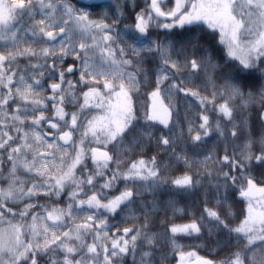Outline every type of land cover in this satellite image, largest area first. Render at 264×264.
Wrapping results in <instances>:
<instances>
[{
  "label": "snow or ice",
  "instance_id": "6c2138e0",
  "mask_svg": "<svg viewBox=\"0 0 264 264\" xmlns=\"http://www.w3.org/2000/svg\"><path fill=\"white\" fill-rule=\"evenodd\" d=\"M123 6L120 0H0V264H116L129 254L133 264H155L156 253L165 246L177 252L179 264H246L251 246L264 243V172L258 176L253 171L264 168V128L258 140L248 130L239 153L225 144L221 156L213 146L201 163L213 164L203 175L214 178L216 205L207 206L205 193L199 221L168 226L161 220L162 231L149 228L153 213L184 210L156 194L165 185L191 192L201 184L194 175L201 173L185 172L169 182L168 166L157 156L131 160L126 155L143 150L145 138L153 139L150 130H138L131 98L152 83L145 61L158 62V67L144 119L169 128L168 135L156 138L159 147L170 148V155L185 165L193 163L174 147L185 131L181 128L175 136L169 127L173 92L199 101L198 130L192 122L187 128L194 145L214 132L224 140L229 135L239 139L247 120L234 122V113L256 104L257 92L264 108V80L257 83L264 77V0H145L134 25H122ZM201 23L219 32L224 55L237 62L227 74L218 75L219 64L208 46L200 45L199 36L180 48L169 39L170 30ZM151 29L169 31L153 38ZM66 58L72 63L64 67ZM185 70L191 88L183 86L184 79L177 82ZM200 73L208 95H201V85L193 81ZM47 80L53 82L46 85ZM68 105L78 107L67 111ZM209 105L232 123L230 133L219 123L212 125L205 114ZM259 118L264 124V112ZM172 127H179L178 122ZM256 143L258 152L252 150ZM120 182L124 190L109 198ZM229 192L247 202L235 227L228 223L233 216ZM145 193L153 199L138 201ZM65 196L63 207L51 203ZM135 203L143 224L119 228L109 223L108 215ZM202 228L210 239L213 233L227 232L229 239L235 234L237 244L246 243L219 262L182 251L178 235L198 236ZM166 257L162 253L161 261Z\"/></svg>",
  "mask_w": 264,
  "mask_h": 264
},
{
  "label": "trees",
  "instance_id": "16d2710c",
  "mask_svg": "<svg viewBox=\"0 0 264 264\" xmlns=\"http://www.w3.org/2000/svg\"><path fill=\"white\" fill-rule=\"evenodd\" d=\"M69 2H74V1L69 0ZM36 18L39 19L40 17L37 16ZM127 21L128 20H123L121 23L123 22L127 23ZM189 28L190 27H185L184 29H181L177 27L170 30L169 39L176 36L178 39L175 40L172 39V41L175 43V45H178V43L179 45H182L187 43L191 36L193 35L199 36L200 45L208 46L209 51L212 53L214 60L219 64V68L217 69L218 75L222 76L224 74H227L236 62L228 60V58L224 56V53L226 52V48L223 44L219 42L217 38H215V35H217V33L212 32L210 30H206L203 25H194V27H192L194 33L189 34L188 33ZM153 30L154 29L150 30L151 35H154ZM157 37H163V32L161 31L159 35H157ZM197 54H200V49L197 50ZM226 60L228 61L227 63L225 62ZM71 63H72V59L66 58L64 67H66L68 64ZM143 67L146 70H148V75L151 78L152 83H150L147 87L142 86L139 93L136 92L132 93L133 99L136 104L134 112L136 113V116L138 118L137 120L138 130H143V131L150 130L153 134V139L148 140L147 138H145L143 150L137 148L134 153L130 152L127 153L126 155L128 156L129 159H135L138 156L148 157L150 159L152 156H157L159 163L168 166V170L165 173V175L168 177L170 182L171 179H175L176 177L183 175L184 172L187 171L185 170V164H183V162L175 160V158L170 155L172 151L170 148L167 150H163L161 147H159L156 144V138H159L161 135H168L169 128H165L163 126H160L159 124L158 126L153 124L152 129H149L147 127V125L150 124L148 122H145L144 113L147 110H145L144 107L146 105V101H148L149 99L150 92L154 89L155 86L154 84L155 70L158 67V62L145 61ZM186 72L187 70H185L184 75L186 77V81H188ZM257 76H259L258 73ZM200 79H203L204 81L205 79L204 73H200L198 79L193 78V81L196 85H200L201 84ZM262 80H264V77L258 79L257 83L259 84ZM48 82L49 81L47 80L46 84H48ZM216 82L217 84L223 85L222 81L221 82L216 81ZM183 86L186 88H191L193 87V83L187 82V84L185 83ZM200 93L201 95H208V92L203 90V83L201 84ZM178 95L180 99V104H179L180 109L178 111L179 112L178 115H180L179 117L182 119L181 128L184 129V125L188 121V118L190 119V122H192L193 126L197 128L200 123L198 116V112H199L198 108L200 107L199 101L195 97H190V96L186 97L182 93H178ZM256 95H257L256 104L250 105L248 108L242 110L239 114L234 113V122L239 123L242 119L247 120V128L244 132L240 134L239 139H234L229 135L228 139L224 140V138L221 137L219 133L214 132V134H212L210 138L206 139L205 143L197 146L191 142L190 135H188L187 130L184 129L185 134L182 137H180L178 139L177 144L174 145V147L176 148V152L181 155L186 154L189 158L192 159L204 158L208 156L213 146H215L218 155L222 156L224 154L223 149L225 147V144H227L230 151L239 153L241 151V148L243 147L244 142L249 138L248 130H250L251 132L252 139L258 140L261 135V130L262 128H264V124L261 123L259 118L260 113L264 112V108L259 107L258 105L259 93L257 92ZM77 107L78 106H75L74 108H72V110L75 111ZM208 108L210 109L209 112L213 110L211 105H209ZM217 122L227 132L229 133L231 132L232 123H229L226 119H222V120L218 119ZM170 128L173 135L179 136L180 130L174 132L172 127ZM252 150L254 152H258L259 144L258 143L254 144ZM193 167H194L193 172L190 173L188 172L189 174H195L197 172L201 173L200 176L194 175V179H200L201 181L200 186H198L196 189H194L191 192L185 193L183 191H174L172 190L171 187H169V185H165L164 188L161 189L156 194L158 200L167 201L170 198L173 199L176 203V207L182 208L184 211L173 213V211L169 209L167 213H165L164 211L153 213L151 219L154 222L149 225L151 231L153 232L158 230L162 231L163 226L160 224V221L165 219L168 226L172 224H176V225L186 224L191 222L193 219L199 221L200 216L204 214L203 209L205 207V203H204L205 193L208 194L207 206L214 207L216 205V200L214 198L216 196V191L212 186V184L215 183L214 178L211 176L203 175L206 167L209 171L213 170L212 162L211 161L208 162L207 165L201 162H196L193 165ZM253 171L259 176L260 173L264 172V168L256 167L253 169ZM128 186L131 185L129 184ZM124 188H125V183L123 182L118 183L116 187L109 192V198L119 195L120 192L124 190ZM236 196L233 197L231 192H229V204L231 205L230 210L233 213V216L228 220L230 227L237 226L240 223V221L243 219L245 212L244 210L245 201L243 199H238ZM65 197L64 200L62 201L63 204H65L66 202ZM141 199L151 201L153 197L152 195L145 193L144 196L137 198L138 201ZM133 216L137 218L134 219L132 218ZM107 218L109 219V223L115 222L117 227L119 228L133 227V226L139 227L144 222L138 203L129 205L127 208H122L120 214H117L114 217L108 215ZM205 223H207V221H205ZM113 231H115V229H113ZM213 237H214L213 239H210L207 228H202V232L198 236L196 234L190 236L186 234H179L177 239L181 245H184V247L181 249L182 251L184 252L195 251L199 256H203L215 262H219L223 260L225 257H228L232 252L239 251L244 247L246 243V240H241L239 244H237L235 240V234H232L231 239H229V234L227 232H219L218 234L213 233ZM146 250L148 249L147 248L141 249V251H146ZM162 253H167V257L163 259V261H161ZM178 256L179 255L177 254V252L173 251L170 246H165L156 253L155 264H176L178 260ZM136 260L139 261V252L136 254ZM253 261L255 262V264H262V262H264V243L257 241L255 245L251 246V250L246 253V264H252ZM122 264H133L132 254L125 256L122 259Z\"/></svg>",
  "mask_w": 264,
  "mask_h": 264
},
{
  "label": "rangeland",
  "instance_id": "374dc122",
  "mask_svg": "<svg viewBox=\"0 0 264 264\" xmlns=\"http://www.w3.org/2000/svg\"><path fill=\"white\" fill-rule=\"evenodd\" d=\"M199 25H203L204 27H205V29L206 30H210V31H212V32H215V33H217V36H219V32L218 31H214V30H212V29H209L208 28V26L206 25V24H203V23H201V24H199ZM185 27H189V26H185ZM180 30V29H179ZM188 30V29H187ZM166 31H169V30H164L163 29V37H164V35H165V32ZM190 30H188V32H189ZM193 32H194V30H193ZM193 34V33H192ZM152 36V35H151ZM170 37V36H169ZM159 38H161V37H159ZM172 39H178L176 36H174L173 38H171L170 40H172ZM176 46V48H180V46L181 45H179V43H178V45H175ZM0 50H3L2 48H0ZM175 56V55H174ZM174 56H173V59H176V58H174ZM236 62V61H235ZM20 63L21 64H25V63H27V61H24V60H22V61H20ZM237 63V62H236ZM62 70V69H61ZM129 70H133V69H129ZM72 79H76L75 77H73ZM179 79H184L185 80V83L187 84V82L188 81H186V77H185V75L184 74H182L178 79H177V82H179ZM49 82H48V84H50V83H52L53 81L52 80H48ZM200 81H201V84L203 83L202 81H203V79H200ZM217 81L218 82H223V80L222 79H217ZM171 81H169V82H166V83H170ZM189 83V82H188ZM200 84V85H201ZM47 85V84H46ZM155 87V86H154ZM163 87V86H162ZM166 95L167 94H164V93H162V96H165L166 97ZM131 98H132V106H133V110L135 109V107H136V104H135V101H134V99H133V96H132V93H131ZM171 99H172V104L174 105L173 107H172V117H171V122H170V126L169 127H172V123L173 122H178V124H179V127H172V129H173V131L175 132V131H178V130H180L181 129V125H182V119L179 117L180 115H178L179 114V109H180V106H179V104H180V99H179V95H178V93L176 94L175 92H173L172 94H171ZM220 102H222V101H217V103H220ZM164 103L166 104V105H168L169 104V100L167 99V98H165L164 99ZM151 104H152V99H151V97H150V95H149V99H148V101H146V105H145V110H147V111H150V108H151ZM78 106V105H77ZM72 108H74L72 105H68L67 106V108H66V110L67 111H73L72 110ZM70 109V110H69ZM199 109V112H198V116H200L201 115V113H202V109H201V107H199L198 108ZM146 111V112H147ZM46 115H51V113H49V112H46L45 113ZM145 114V113H144ZM205 114H207V115H209V118H210V122L212 123V125L213 126H215V124L216 123H218L217 121H218V119H220V120H222V119H226L227 120V118H225V117H222L218 112H216L214 109L211 111V112H207V113H205ZM146 122V121H145ZM150 125H151V128L150 129H152L153 128V124H155L156 126H158V124L160 125V126H163L162 124H160L158 121H147ZM189 122H190V119L188 118V121L185 123V125H184V129L185 130H187V128H188V126H189ZM164 127V126H163ZM222 127V126H221ZM231 127H232V124H231ZM223 128V127H222ZM197 130H198V127H197ZM195 134V132H193L192 133V135H194ZM214 134V133H213ZM206 139L207 138H205V141H206ZM190 140H191V136H190ZM192 142V141H191ZM140 158H143V159H145V160H149V158L148 157H143V156H138V157H136L135 159H131V160H138V159H140ZM190 159V161H192L193 163H191L190 165H185V170L187 171V172H193V169H194V167H193V165L196 163V162H202L203 160H204V158H195V159H192V158H189ZM180 162H182V161H180ZM86 163H87V165H88V168L89 169H91L92 167H93V165H92V162L90 161V160H87L86 161ZM114 167V166H113ZM185 173V172H184ZM79 174V173H78ZM102 182V181H101ZM89 194H91V193H89ZM238 199H239V197H238V193H237V196H236ZM66 199H67V197H65ZM64 199H62V200H59V201H51V203H53V204H58V206H61V207H63L65 204H63L62 203V201H63ZM41 203H44V200L42 199L41 201H40ZM246 206H247V202L245 201L244 202V210H246ZM20 207L22 208L23 207V204H21L20 205ZM245 213V212H244ZM11 217H9V219H10ZM189 252V251H188ZM124 258V257H123ZM122 258V259H123ZM122 259L121 260H118L117 262H116V264H122ZM176 264H179V256H178V260H177V263Z\"/></svg>",
  "mask_w": 264,
  "mask_h": 264
},
{
  "label": "flooded vegetation",
  "instance_id": "af4514ba",
  "mask_svg": "<svg viewBox=\"0 0 264 264\" xmlns=\"http://www.w3.org/2000/svg\"><path fill=\"white\" fill-rule=\"evenodd\" d=\"M72 1L75 2V0H72ZM120 3L124 5L123 8H122V11L124 12V15L126 17V18L122 19V21L123 20H128L127 23L123 22L122 25H124V24H126V25H134V23H135V13L138 12L141 8H143L145 6V0H120ZM134 4L136 5L135 9L133 8ZM189 27H190L189 28L190 31L188 33L189 34L194 33L193 29H192V27H194V25L193 26H189ZM161 31H163V29H154L153 30L154 35H152V37L153 38H159V37H157V35H159V33ZM215 38H217L219 40V36L215 35ZM174 58H176V56H174Z\"/></svg>",
  "mask_w": 264,
  "mask_h": 264
},
{
  "label": "water",
  "instance_id": "95a60500",
  "mask_svg": "<svg viewBox=\"0 0 264 264\" xmlns=\"http://www.w3.org/2000/svg\"><path fill=\"white\" fill-rule=\"evenodd\" d=\"M239 197V196H238Z\"/></svg>",
  "mask_w": 264,
  "mask_h": 264
}]
</instances>
